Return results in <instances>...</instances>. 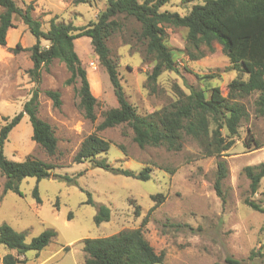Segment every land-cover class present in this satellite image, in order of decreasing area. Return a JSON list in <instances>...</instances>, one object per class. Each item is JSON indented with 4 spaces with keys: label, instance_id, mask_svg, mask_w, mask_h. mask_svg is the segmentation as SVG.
Returning <instances> with one entry per match:
<instances>
[{
    "label": "rangeland",
    "instance_id": "1",
    "mask_svg": "<svg viewBox=\"0 0 264 264\" xmlns=\"http://www.w3.org/2000/svg\"><path fill=\"white\" fill-rule=\"evenodd\" d=\"M20 7L32 3V15L41 22L42 29L49 20L84 25L94 20L105 7L106 0H89L74 5L73 0H15ZM192 3L168 0L160 10L184 14ZM6 36V45H0V127L21 111L24 102L36 87L27 75L32 67L28 48L35 37L17 16ZM122 28L110 36L107 43L117 59V69L127 100L139 114L145 115L162 108L175 97V85L188 92L187 86L210 88L218 86L225 93V85L237 75L228 68L229 61L214 44L213 52L192 60L185 53V29L165 27L166 41L171 47L176 71H163L154 85L147 83L152 63L143 58V46L136 40L139 24L132 18L121 19ZM19 43L20 48L13 49ZM74 48L86 70L90 90L96 98V119L83 116L76 95L77 83H67L70 76L64 63L53 60L47 69H41L38 84V116L47 121L57 138L55 154H47L31 138L32 127L27 114L10 130L3 145V154L14 161H23L31 155L57 164L52 171L59 177H24L19 193H3L5 177L0 173V224L7 223L16 231L25 233L29 241L46 228L56 232L52 240L38 253L28 251L26 261L19 264H84L82 240L114 234L123 229L136 228L147 217L142 230L156 252H163L162 263L155 264H213L227 256L237 258L240 264H264V213L244 204V197L264 207V177L257 191L249 193V180L242 172L246 165L264 162V116H255L254 96L245 99L249 111L234 137V143L220 157L204 156L200 146L190 136H184L181 149L167 150L163 146L139 147L132 139L127 124L96 130L102 113L117 106L109 78L93 53L90 38L74 40ZM208 75L210 77H204ZM60 92L61 105L55 108L45 90ZM96 133L110 142L104 158L111 166L139 171L150 168V178L139 180L113 174L92 163H74L73 155L81 141ZM249 132L263 144L254 149ZM226 131L222 130V135ZM249 142V145L246 144ZM224 159L228 173L222 182V197L214 190L216 163ZM65 176L73 181L69 182ZM37 187L40 202L33 196ZM164 195L155 205L151 196ZM88 198L92 200L88 202ZM110 210V219L96 223L98 205ZM254 250L257 256L250 258ZM12 250L0 244L2 256Z\"/></svg>",
    "mask_w": 264,
    "mask_h": 264
},
{
    "label": "trees",
    "instance_id": "2",
    "mask_svg": "<svg viewBox=\"0 0 264 264\" xmlns=\"http://www.w3.org/2000/svg\"><path fill=\"white\" fill-rule=\"evenodd\" d=\"M89 0H73V4L87 3ZM168 0H106L94 20L84 25L57 21L56 16L49 20V27L42 29L41 22L32 15L33 5L24 7L15 0H0V45H6L8 29L13 27L12 17L17 16L35 37V43L28 48L32 67L27 70L29 78L36 83L30 97L24 102L20 112L15 114L0 127V173L5 177L3 193H19V183L24 177L43 178L59 177L53 173L57 164L46 162L34 156H27L23 161H14L3 154V145L10 130L27 114L31 127V138L44 151L53 155L57 149V138L53 127L38 116V84L41 69H47L53 60L64 63L70 76L67 83H77L75 89L78 105L83 116L96 119V98L90 90L86 70L75 51L74 40L86 36L90 38L93 53L108 75L115 95L117 106L103 111L96 130H103L119 124H127L132 130V139L139 147L163 146L167 150L181 149L184 136H190L198 145L202 155H223L238 135L243 120L249 117L245 99L254 96L255 116H264V0H180L182 4L192 3L184 14L177 11L160 10ZM132 18L139 24L135 32L136 40L143 46V58L152 63L147 76V83H155L165 70L176 71L174 53L166 41L165 27L185 29V53L192 60L202 58L206 52L214 51V44L229 61L228 68L237 72L226 85L225 93L218 86L195 88L187 86L184 92L175 85V97L162 108L148 114H139L127 100L120 82L117 59L111 54L108 39L122 28L121 19ZM19 43L13 49L16 52ZM204 77H210L205 75ZM45 95L52 100L55 108L61 105L60 92L45 90ZM226 131L222 135V130ZM249 141L254 149L263 146L249 132ZM249 145V142H246ZM110 142L96 133L88 134L73 155L74 163L89 161L92 167H99L113 174H121L139 180L150 178L149 166L139 171L111 166L104 158ZM242 172L249 180V193L254 194L264 177V162L246 165ZM228 173L224 159L216 163L214 190L222 197V182ZM65 178L72 182L67 176ZM33 196L40 202L37 187ZM155 205L164 199L158 193L151 196ZM88 202L92 200L88 198ZM243 202L254 211L264 213V207L244 197ZM110 219V210L105 205H98L94 221L100 223ZM147 217L136 228L123 229L114 234L84 238L82 251L84 264H155L162 263L163 252H156L143 234L142 227ZM56 235L51 228L44 229L29 241L25 233L16 231L7 223L0 224V244L12 250L2 256V264H19L26 261V252L38 253ZM257 256L254 250L250 258ZM213 264H240V260L227 256L221 262Z\"/></svg>",
    "mask_w": 264,
    "mask_h": 264
}]
</instances>
